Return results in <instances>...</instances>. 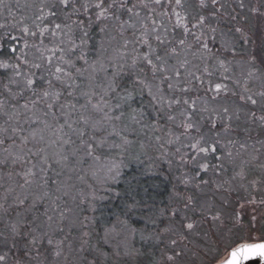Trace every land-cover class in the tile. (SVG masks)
Here are the masks:
<instances>
[{
	"label": "snow or ice",
	"instance_id": "snow-or-ice-1",
	"mask_svg": "<svg viewBox=\"0 0 264 264\" xmlns=\"http://www.w3.org/2000/svg\"><path fill=\"white\" fill-rule=\"evenodd\" d=\"M245 7L0 0L13 17L0 23V264H57L66 249L128 264L161 218L177 264L197 211L207 223L248 205V238L213 264L264 261V10ZM209 190L245 195L216 207Z\"/></svg>",
	"mask_w": 264,
	"mask_h": 264
},
{
	"label": "rangeland",
	"instance_id": "rangeland-1",
	"mask_svg": "<svg viewBox=\"0 0 264 264\" xmlns=\"http://www.w3.org/2000/svg\"><path fill=\"white\" fill-rule=\"evenodd\" d=\"M246 4L247 3H245V5ZM261 6L262 9L264 10V4H261ZM237 71L239 72L240 69L238 68ZM229 175H231V173H229ZM242 192L243 191H241L239 194L236 193L235 191L231 193L224 192L223 194H221L220 192L217 193L215 192L212 196L213 197L212 202L216 205V207H219L222 199L224 197H229V196L235 202L237 200H240V197L245 195V193L243 192L242 194ZM225 207L227 208L228 205L225 204ZM251 209L252 206L248 205L247 214L240 215V218L242 217L245 221L241 229L237 228L238 227L236 225V221H238L237 218L236 220H234L235 218L231 217L228 214L223 215V217L220 220H217L215 222L209 219L207 223H204L200 220V213L199 211H197V213L195 214L197 222L194 225V228L191 230L189 241L185 242V244H187V247H185V244H181L178 248L175 249V251L177 252L183 250L185 253L182 257H180L177 264H213L214 258L218 254H220L223 258L224 249L229 248L232 245V241L234 239L233 237L239 236L241 235V233H243V236L248 238L249 234L247 229L249 223L251 222ZM237 211L239 212L238 207H237ZM78 215L80 219H83L85 215L91 218V213L87 211L79 212ZM65 225L67 230V221L65 222ZM186 230L189 231L188 229ZM73 235L75 236L79 235L76 229L73 230ZM168 242H170L171 244V240H168ZM108 250L112 251L111 248H108ZM172 251L173 249L170 252ZM65 257H69L68 261L73 262L74 264L77 260H79L76 255H70V253L66 252L64 256L60 257L58 263H65ZM158 261H160L161 264H173V262L167 260V256L165 255V253L159 257ZM216 263H218V261H216ZM76 264H80V261H78Z\"/></svg>",
	"mask_w": 264,
	"mask_h": 264
},
{
	"label": "trees",
	"instance_id": "trees-1",
	"mask_svg": "<svg viewBox=\"0 0 264 264\" xmlns=\"http://www.w3.org/2000/svg\"><path fill=\"white\" fill-rule=\"evenodd\" d=\"M244 2L247 3L246 7L244 9V12H245V14H247L249 16L252 15V13L249 11V8L252 7V6L259 5V8L261 10H263L262 6H261V3H260V0H244ZM6 3L11 4V6L13 8V11H15L16 0H6ZM237 11H240L239 7H237ZM6 17H7V22H9V23L13 22V17L8 16L7 9H4V10L0 11V23H4ZM18 18H19V13H16V19H18ZM246 35H248L250 40H254L255 39V37L251 33H246ZM241 46L242 47H247L249 49V51H251V49H252V44H242ZM214 193L215 192H213L212 190H209L205 194H203L204 196L201 197V199L202 200H209V201L211 199V201H212V198H213L212 196H213ZM242 194H243V192H242ZM37 207H38V210L40 212H43V210H44V205L43 204H40ZM236 218L238 220V221H236V225L238 226L237 228L241 229L243 224L245 223V221H244V219L242 217H241L242 218V220H241L240 216L235 217L234 220H236ZM174 220H175V218H174ZM175 226L176 227L179 226L177 221L175 223ZM157 227H159L161 229V231L159 233V239L156 240V242L154 244L141 245V243H140V235H139V233H137L136 236H135V239L131 240V243H132L133 248L141 250V254L136 255L134 257H121V259L126 260L128 262V264H153V261L154 260L158 261L159 257L162 254L165 253L166 256L171 254L172 252H170V251L173 249V247L170 244V242H168V240H170V237H171L172 233L170 234V232H165L164 231L165 228L169 227L168 219L161 218L158 221V223H157ZM65 230H66V225H65ZM184 230L187 232L186 229H184ZM93 235H94V233H93ZM233 238L234 239L232 241V244L235 243L237 240H239L241 238V235L233 237ZM244 238L247 239L246 237H244ZM229 248L231 250V247H229ZM66 252L69 253L68 250L66 249L64 255L66 254ZM110 252H111V250L110 251L108 250L109 254H111ZM78 261L79 260H77L75 262V264ZM57 264H65V263H58L57 262ZM67 264H74V263L67 261ZM108 264H112V261L109 260Z\"/></svg>",
	"mask_w": 264,
	"mask_h": 264
},
{
	"label": "water",
	"instance_id": "water-1",
	"mask_svg": "<svg viewBox=\"0 0 264 264\" xmlns=\"http://www.w3.org/2000/svg\"><path fill=\"white\" fill-rule=\"evenodd\" d=\"M257 261H258V258H251L249 260H245L243 264H257ZM216 264H219V262ZM259 264H264V261H260Z\"/></svg>",
	"mask_w": 264,
	"mask_h": 264
}]
</instances>
